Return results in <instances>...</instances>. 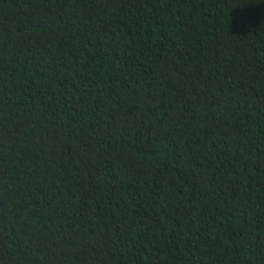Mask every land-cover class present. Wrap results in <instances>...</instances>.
<instances>
[{"label":"trees","instance_id":"16d2710c","mask_svg":"<svg viewBox=\"0 0 264 264\" xmlns=\"http://www.w3.org/2000/svg\"><path fill=\"white\" fill-rule=\"evenodd\" d=\"M0 264H264V0H0Z\"/></svg>","mask_w":264,"mask_h":264}]
</instances>
